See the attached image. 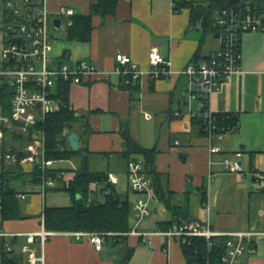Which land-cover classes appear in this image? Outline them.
Instances as JSON below:
<instances>
[{
  "label": "crops",
  "instance_id": "0c3cea01",
  "mask_svg": "<svg viewBox=\"0 0 264 264\" xmlns=\"http://www.w3.org/2000/svg\"><path fill=\"white\" fill-rule=\"evenodd\" d=\"M93 1L47 0V6L52 12L69 6L74 14H88ZM91 24L87 39L55 37L51 55L58 61L84 59L98 67L79 83L69 85L68 103L76 115L71 131L78 134V148L89 152V168L112 173L117 179L111 184L115 192L120 197L127 195L130 229L135 223L136 194L127 184L128 159L121 156V129L125 125L137 143L155 148L154 167L172 202L186 209L202 228L208 225L219 235L245 233L242 261L264 264V30L240 34L238 71L207 99L211 111L231 114L237 127L220 137H209L192 125V117L202 109L204 99L195 84L190 86L194 96L184 95L188 76L182 70L207 58L219 46L218 37L202 35L199 25L189 26V10L174 11L171 0H118L113 14H94ZM152 46L169 59L171 72L157 78L145 73L137 81L122 84L114 69L115 54L123 53L142 70H148ZM14 139L20 140L16 151L21 153L39 148L36 133ZM211 145L219 146L220 151L210 155ZM223 157L235 161L239 170L224 169L220 163ZM71 159H58L69 165L49 166L56 170L54 188L42 190L39 182L14 178L19 183L13 189L24 197L19 198L18 218L2 217L8 231L38 230L44 206L70 204L68 193H57L61 194L75 175L77 167ZM129 159L143 162L139 154ZM21 166L25 173L33 168L27 163ZM122 181L124 191L118 186ZM103 185L89 183L95 200L103 199ZM203 189L206 204L202 202ZM150 206V215L137 223V231L152 232L160 227L159 222L172 218L156 194ZM52 232L43 246V264H187L175 237L166 239L150 233L143 239L130 233L118 244L104 240L102 249L96 250L87 240L74 239L71 231Z\"/></svg>",
  "mask_w": 264,
  "mask_h": 264
},
{
  "label": "built area",
  "instance_id": "2783aa9c",
  "mask_svg": "<svg viewBox=\"0 0 264 264\" xmlns=\"http://www.w3.org/2000/svg\"><path fill=\"white\" fill-rule=\"evenodd\" d=\"M171 0V6L176 11V2ZM187 1V0H186ZM74 10L69 6H60L50 11L47 0H0V33L2 48L0 51V87L11 90L9 97V112H3L0 104V167L2 162L27 163L39 170V184L45 188L56 187L55 177L46 175L51 165V159H46L44 148V132L37 126L48 112L59 109V102L54 97L59 81L79 83L82 77L97 71V66L84 60L58 61L51 51L55 40L51 28L61 29L65 34L73 24ZM59 18V25L53 22ZM215 19L219 25V46L205 59L189 63L182 70L188 76V88L184 93L193 97L190 86L195 84L202 94L205 106L202 111L203 130L209 136L220 137L221 133L233 130L238 122L231 114L222 116L232 121L219 126L218 115H214L208 106V96L219 88L221 82L229 81L238 71L239 37L243 31L264 30V8L256 7L250 0H240L237 7L222 8L215 11ZM115 71L121 76L122 84L137 81L143 74L151 78L168 75L171 70L169 59L163 56L156 46H152L148 55L149 69L142 70L129 56L116 53ZM2 93V91H0ZM5 94V93H4ZM148 116V115H147ZM234 118V119H233ZM187 128H189L187 126ZM5 133L14 137H27L36 133L39 137V148L19 155V151L4 142ZM63 135H68V129H62ZM178 141L176 140L175 143ZM220 151L219 146L211 145L209 154ZM224 169L231 172L239 170V165L227 157L220 161ZM255 176H258L255 173ZM126 178L130 189L136 194L133 204L135 223L123 234L142 235L143 239L150 233H157L166 239L175 237L180 243L188 241L192 236H204L208 244L210 237L217 236L208 228H202L193 220L174 222L165 229H155L152 232H140L135 229L137 223L151 213L150 203L154 198L151 179L144 170L143 162L128 159ZM116 177L107 173L106 182L115 183ZM104 188L103 193L109 192ZM16 198L24 197L21 192H15ZM206 204V200L203 202ZM3 201L0 195V255L1 253H19L23 264H43V246L52 231L44 227L43 213L40 215V227L35 231H8L2 219ZM109 233L95 231H71L74 239L87 240L96 250L102 249L103 241ZM245 233L227 234L226 252L221 256V264H245L242 259L246 250ZM1 264V260H0Z\"/></svg>",
  "mask_w": 264,
  "mask_h": 264
},
{
  "label": "trees",
  "instance_id": "16d2710c",
  "mask_svg": "<svg viewBox=\"0 0 264 264\" xmlns=\"http://www.w3.org/2000/svg\"><path fill=\"white\" fill-rule=\"evenodd\" d=\"M256 7L264 8V0H250ZM118 0H94L90 6L88 14L75 13L72 16L73 24L68 27L67 39H87L92 28L91 16L94 14L106 15L113 14ZM240 0H178L176 2V11L182 8L189 10V26H200L202 35H212L218 37L219 25L215 19V11L218 9L237 7ZM130 84V83H129ZM69 82L59 81L56 86L54 97L60 106L57 111L48 112L43 121L37 126L44 132V148L46 159H71L80 157V164L75 170L73 179L68 183L67 191L70 204L67 206H44V227L49 231H95L109 233L105 240L112 244L123 242L124 232L130 230L129 217L131 206L126 196L120 197L113 189L110 183L106 182L107 172L93 171L88 166V150L78 148L72 150L66 140L67 135L62 134V129L66 127L68 134L73 129L76 115L68 103ZM126 85V84H125ZM128 85V84H127ZM0 104L3 106V112H9V97L11 90L4 86L0 87ZM5 93V94H4ZM205 103V102H204ZM192 117V125L198 126L204 133L202 122V111ZM218 115V124L222 126L232 121V117L226 120L222 116L229 113H213ZM234 119V118H233ZM68 124L70 126L68 127ZM86 134L89 133V127L86 125ZM122 150L121 156L129 159L134 154L143 157V166L145 172L151 179L154 195L170 211L172 218L158 223L160 229H165L174 222L182 220H192L186 209L174 204L171 200V194L162 189L160 185V173L154 167L155 148H146L137 143L130 135L128 126L121 129ZM19 155H23L19 152ZM1 163L0 176L6 178H28L34 183L40 181L39 170L36 166L30 173H25L19 163ZM56 170L48 168L46 175L55 177ZM3 182V181H2ZM97 182L104 184L101 188H109V192L103 193L102 200L90 199L89 183ZM15 190L8 185H0V195L3 201L2 217L4 219H16L20 216V201L15 197ZM80 196L85 204V210L79 211L76 208V196ZM202 202L206 200V190L202 191ZM228 236H211L208 244L204 236H192L185 243H180L185 255L187 264H221V256L226 252V240ZM1 264H23L22 256L19 253H1Z\"/></svg>",
  "mask_w": 264,
  "mask_h": 264
},
{
  "label": "rangeland",
  "instance_id": "374dc122",
  "mask_svg": "<svg viewBox=\"0 0 264 264\" xmlns=\"http://www.w3.org/2000/svg\"><path fill=\"white\" fill-rule=\"evenodd\" d=\"M51 33L54 35V37H56V39H63L64 37H65V33L61 30V29H53V28H51ZM1 48H2V40H1V33H0V51H1ZM4 142L5 143H9L11 146H13L15 149H19V145H20V140L19 139H14V136L12 135V134H10V133H5V136H4ZM38 144H39V142H38ZM39 146V145H38ZM60 161H62V160H60ZM5 163H9L10 165L12 164V163H10V162H5ZM62 164H65V165H69L68 164V162H59V160H57V161H55V162H53L51 165L52 166H58V165H62ZM71 164H75L76 165V167H78L79 166V164H80V158L79 157H73L72 159H71ZM78 165V166H77ZM75 167V166H74ZM0 171H1V167H0ZM3 181V182H2ZM2 182V183H1ZM18 181H17V179H14V178H11V179H9V180H5L4 179V177H1L0 176V185L1 184H3L4 186L5 185H9L11 188H13V187H15V186H17L18 185ZM119 186V188H121V190L123 189V181L121 182V184H119L118 185ZM125 189H123L122 191H124ZM131 191V190H130ZM129 191V192H130ZM65 193H67L65 190H63V192L61 193V194H58L57 193V195H64L65 196ZM95 194L96 193H92V196H91V194H90V198L92 199V200H95ZM66 202H68V201H66ZM21 203H22V201H21ZM80 231V230H79Z\"/></svg>",
  "mask_w": 264,
  "mask_h": 264
},
{
  "label": "water",
  "instance_id": "95a60500",
  "mask_svg": "<svg viewBox=\"0 0 264 264\" xmlns=\"http://www.w3.org/2000/svg\"><path fill=\"white\" fill-rule=\"evenodd\" d=\"M53 22L56 26L59 25V18H54L53 19ZM70 126V124H68V127ZM78 134L75 132V131H71L67 136H66V140L70 146V148L72 150H76L78 149L79 147V143H78ZM75 205H76V208L79 210V211H84L85 210V204L82 200V198L78 195L76 196V201H75Z\"/></svg>",
  "mask_w": 264,
  "mask_h": 264
}]
</instances>
